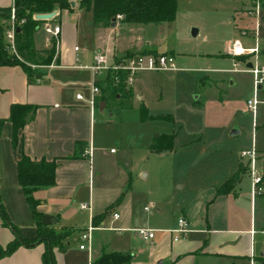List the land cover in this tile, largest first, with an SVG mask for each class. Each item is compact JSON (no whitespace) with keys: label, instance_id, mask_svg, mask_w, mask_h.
Returning <instances> with one entry per match:
<instances>
[{"label":"crops","instance_id":"1","mask_svg":"<svg viewBox=\"0 0 264 264\" xmlns=\"http://www.w3.org/2000/svg\"><path fill=\"white\" fill-rule=\"evenodd\" d=\"M69 2L70 7L57 9L58 14L51 20L61 27L51 63L34 64V76H29L18 64L0 65V117L9 116L14 102L37 105L35 116L23 128V151L33 159H57L56 184L39 187L34 192L40 199L39 211L53 216L49 226L57 232H68L62 244L55 247L60 253L68 254L70 238L77 233L80 251L87 250L86 264H93L101 254L112 251L130 254L129 264H249L252 252L259 261L264 259V195L260 196L259 214L254 217L257 197H253L250 187L247 189V194L251 195L252 219H249L244 215L243 206L240 207L242 188L238 192L235 184L231 190L220 191L239 164L225 172L221 183L179 180L174 188L181 194L168 186L159 198H155L151 190L147 191L145 196L152 207L146 210L148 206L144 205L143 210L150 215H143L140 202L135 199L131 171L122 168L114 148L108 152L103 138H96L97 122L101 125L112 122L107 119V113L114 116L112 111L118 107L104 100L109 94L107 74L95 75L87 66L101 51L114 59L155 48V41L140 38L143 23L118 18L110 25H99L94 21L92 10L81 6V0ZM257 2L259 10H250L256 8ZM14 3L15 0H0V7H13ZM250 3L245 9L255 17V22L244 28L242 35L247 36L245 46L259 43L258 59L264 64V0H250ZM53 38L55 36L46 32L43 24L36 32L37 50L50 48ZM235 39L240 37L226 41L225 55L232 59V64L238 59L252 63L251 57L232 55ZM95 80L101 93L99 103L92 109L89 99ZM237 80L236 76L232 77L231 84L236 85ZM219 81L215 79L216 84ZM131 87L134 92V83ZM261 90L264 93V86ZM77 94H82L83 98H78ZM12 133V123L6 120L0 136V202L21 234L32 239L38 235V228L18 180L20 152L13 146ZM176 151L174 146L172 150L154 154L171 156ZM240 163L245 167L243 161ZM141 174L147 175L142 171ZM81 203L91 204V210H82ZM115 213L119 214L118 218L114 217ZM179 217L189 221V231L175 240L172 229L177 226ZM90 224L94 226L91 240L82 249L80 235ZM143 227L156 230V236L150 241L144 240L137 231ZM13 239L15 232L0 211V244L6 246ZM45 249L46 243L42 241L30 246L20 245L0 258V264H43ZM66 264H78V260Z\"/></svg>","mask_w":264,"mask_h":264},{"label":"rangeland","instance_id":"2","mask_svg":"<svg viewBox=\"0 0 264 264\" xmlns=\"http://www.w3.org/2000/svg\"><path fill=\"white\" fill-rule=\"evenodd\" d=\"M250 4V0H178L173 21L140 28L141 39H151L156 49L174 54L177 68L140 71L134 82V105L114 109V116L107 113V119L113 121L106 125L97 122L95 135L103 138L108 152L114 148L122 168L131 171L141 210L144 205L152 207L145 196L149 190L159 198L168 186L181 194L174 188L179 180L221 183L225 172L243 161L246 170L236 190L243 189L240 207L252 219L247 189L252 192L253 174L249 159L242 153L254 150L257 169L264 170V93L261 90L258 94L260 104L254 117L247 105L254 96L253 75L245 65H241V73L232 72V59L224 52L230 38L238 36L245 45L247 36L242 30L255 22L245 9ZM194 29L198 30L196 35ZM235 76L238 82L232 85ZM96 118L98 121V115ZM164 133L175 135L177 151L171 156L156 155L150 147ZM255 200L254 217L262 199L258 196ZM153 212L156 214V208ZM70 242L68 254L54 248L55 263L78 260V264H86L87 250L80 251L77 233Z\"/></svg>","mask_w":264,"mask_h":264},{"label":"trees","instance_id":"3","mask_svg":"<svg viewBox=\"0 0 264 264\" xmlns=\"http://www.w3.org/2000/svg\"><path fill=\"white\" fill-rule=\"evenodd\" d=\"M81 6L92 10L95 23L110 25L123 15V20L130 23H164L175 19L178 10V0H81ZM16 8L15 51L10 48L6 39V31L10 27L11 10ZM13 7H0V65H21L29 76H34L35 64H49L56 52L57 39L53 38L50 48L39 52L36 48V32L45 24L43 20L35 18L37 13L52 12L57 9L70 7L69 0H15ZM23 21V22H22ZM139 53L160 54L155 48H145ZM128 53L127 55H133ZM128 73L125 70L111 71L107 74L108 93L104 100L112 102L116 107L130 108L134 105V92L127 84ZM38 106L30 103L14 102L10 107L7 118L0 117V136L6 120L12 123V142L15 149H19L20 157L17 161L18 180L23 188L26 199L31 207L37 223L38 235L26 238L21 234L17 225L9 220L3 204L0 211L6 223L15 232V239L6 246L0 244V258L14 252L20 245L30 246L38 241L46 243L43 253V264H56L54 247L61 245L68 232H57L43 222L44 213L39 211L40 199L34 192L39 187L56 184L57 159H33L23 151V128L31 120ZM143 113L146 107L142 105ZM174 134H160L151 144L152 152L161 153L174 148ZM80 143L77 144L80 148ZM81 153L83 149L81 148ZM246 168L240 163L237 171L229 178L220 191L231 190L240 180ZM130 254L118 251L101 254L93 264H129ZM264 263V259L261 258Z\"/></svg>","mask_w":264,"mask_h":264},{"label":"built area","instance_id":"4","mask_svg":"<svg viewBox=\"0 0 264 264\" xmlns=\"http://www.w3.org/2000/svg\"><path fill=\"white\" fill-rule=\"evenodd\" d=\"M259 2L256 4L255 11L259 10ZM118 18H123V15H118ZM10 27L6 31V39L10 45V48L15 51V30H16V8L13 7L11 10ZM23 22V21H22ZM44 29L46 32L55 36L58 40L61 33V27L59 24L51 23V20L45 21ZM78 49V47H76ZM231 53L235 57H251L252 67L247 66V61H235L234 69L239 70L241 65H245L249 72L252 73L254 77L255 93L254 96L247 100V105L250 111L253 113L254 117L258 113V106L260 101L258 99V94L261 88L264 86V64L259 62L260 47L259 43L256 42L254 46H245L240 39H235L232 42ZM243 63V64H242ZM90 68L95 75L100 73L108 74L111 71L119 72L125 70L128 73L127 84L132 85L135 81L136 75L143 70H158V69H171L177 68L176 60L173 54L170 53H136L133 55L120 56L118 58H111L109 54L105 51H101L95 55L94 62L87 66ZM101 93L100 86L96 83V80L91 84V96L89 99V104L92 109L96 107L99 103L98 95ZM78 98H83L82 94H77ZM91 153V152H90ZM242 157H247L249 159L250 167L253 174V197L264 195V170L259 171L257 169V155L254 150L242 153ZM80 208L82 210H91V204L81 203ZM149 210V207L145 208ZM115 218L119 217L118 213L114 214ZM94 226L90 224L86 230H84L81 235L80 248L84 249L88 246L91 240V231ZM121 229V228H120ZM138 234L146 241L152 240L156 236V230L143 227L137 229ZM189 231V221L185 217H179L177 221V226L172 229L175 233V240L180 239V237ZM264 234V230L262 231ZM250 264H264L262 261L257 259L254 252L250 256Z\"/></svg>","mask_w":264,"mask_h":264},{"label":"water","instance_id":"5","mask_svg":"<svg viewBox=\"0 0 264 264\" xmlns=\"http://www.w3.org/2000/svg\"><path fill=\"white\" fill-rule=\"evenodd\" d=\"M72 5H74V2H71ZM58 14V10H54L52 12H47V13H37L35 15V18L38 20H43V21H47V20H52L56 15ZM198 33L197 29L193 30V34L196 35ZM252 63L247 64L248 67H252ZM52 219L53 216L49 215V214H44L43 215V222L47 225L52 223Z\"/></svg>","mask_w":264,"mask_h":264}]
</instances>
